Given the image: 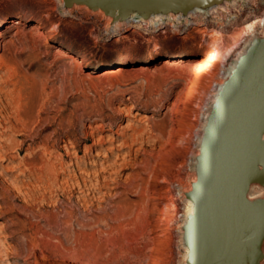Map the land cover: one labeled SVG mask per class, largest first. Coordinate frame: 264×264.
Here are the masks:
<instances>
[{
    "label": "rangeland",
    "instance_id": "1",
    "mask_svg": "<svg viewBox=\"0 0 264 264\" xmlns=\"http://www.w3.org/2000/svg\"><path fill=\"white\" fill-rule=\"evenodd\" d=\"M247 8L248 21L219 29L220 46L263 19L264 0ZM214 16L107 30L103 15L65 12L60 0H0V264H160L170 233L164 262L181 264L171 228L188 188L175 196L171 181L178 169L190 186L211 85L226 69L202 80L184 129L195 100L172 106L193 69L164 62L206 52ZM154 41L157 54L146 48Z\"/></svg>",
    "mask_w": 264,
    "mask_h": 264
},
{
    "label": "water",
    "instance_id": "2",
    "mask_svg": "<svg viewBox=\"0 0 264 264\" xmlns=\"http://www.w3.org/2000/svg\"><path fill=\"white\" fill-rule=\"evenodd\" d=\"M235 0H60L99 13L107 30L133 19L182 21L197 9ZM191 212L180 228L187 264H264V36L234 59L218 87L197 145ZM262 192L251 195L252 189Z\"/></svg>",
    "mask_w": 264,
    "mask_h": 264
},
{
    "label": "bare ground",
    "instance_id": "3",
    "mask_svg": "<svg viewBox=\"0 0 264 264\" xmlns=\"http://www.w3.org/2000/svg\"><path fill=\"white\" fill-rule=\"evenodd\" d=\"M254 1L255 0H235L231 3H225L224 5H222L220 7H215V8L209 9V10L197 9L194 12H191L187 17L184 18V21L182 23L183 26L193 27L195 25L202 24L206 20L205 17H207L208 15H215L216 16V17L214 16L216 26L211 29V32L207 36V37L211 38L212 40H211L210 44L208 45L206 52H204V53L202 52V54H199V56H197L196 58H182V57L174 58V59L170 58L169 60H166L164 62V64L167 65V67H170V68L174 67L176 70H182L184 68L193 69V72L191 73L189 81L187 82V85H186V94L183 97H180L177 100V102H175L172 106V111L174 113H177L179 110L180 103L184 100V98L187 95H191L192 98L195 100V102L193 104L194 109L192 111L191 116L184 123V126H183L184 129H186L188 127V125L193 120H195V118L197 117L198 100H197L196 92L198 90L199 85L202 83V80H204V82H206L209 79H211L213 77V75L216 74L215 69H220V70L226 69V74L225 75L223 74L221 76L220 80H218V81L216 80V81L212 82V85H211L212 90H213V94H212V98H211V102H212L216 96L218 87L226 79L229 71L233 67L234 58L237 57V55L241 54L246 49V47L248 46V44L250 43V41L253 38H255L257 36H260V37L264 36V17H263V19H260V21L256 25L250 26L246 30L244 35L239 39V41L233 42L230 46L222 47L219 45V43H218L219 41H217V36L219 38V34H220L219 29H224L226 27L230 28L231 26H233L235 24V22L238 20V18L240 17L241 11L245 10V8H247L248 5L254 3ZM246 14H248V13H246ZM241 16H243V15H241ZM243 17H245V18H243V22L249 20V17L247 15L244 14ZM17 19H24V16L18 15ZM131 21L132 22H139L141 20L133 19ZM9 22L11 24L6 25L5 31H7L8 29L11 30V27H13V25L18 23L16 20H11ZM160 24L161 23L154 24V26L158 27ZM30 29H31V31L32 30L38 31L40 29V26L38 24L33 23V24H31ZM19 38H21V37H19ZM49 38L50 37L48 36L47 39H49ZM146 48L150 49L155 54H157L158 52H160V50L162 48V44L160 42L154 41V42H151ZM63 53H67V52L63 51ZM127 60H128L127 56L122 55L119 63H123ZM78 63H81V62H78ZM220 70H217V71H220ZM205 75H208V77H205ZM207 111H209V109ZM168 125H169L167 127L168 133H167L165 140H168L171 138V131L173 130V119H170V123ZM176 153H177V151H176ZM193 180H194V178H193ZM171 187H173L175 196H180L181 187L190 189L189 185H187V184L182 185L181 184L180 173L178 172V169L175 170V173L173 175V178L171 181ZM261 192L262 191L260 189L253 188L251 195L253 196L256 194H260ZM191 210H192L191 209V203L189 201H187V202L185 201L180 217L182 218V216H184L183 217V220H184L185 217L191 212ZM183 220H182V224H183ZM180 224H181V220L176 219L173 227L171 228V231L173 232V231L180 230V228H181ZM171 239H172V235L170 233L169 236L164 241V245L162 248L163 253L160 256V259L162 262L160 264H165L164 260L167 257L166 249L169 248L171 241H172ZM183 250L184 251L181 254V262L180 263L181 264H187L185 262L186 250L185 249H183ZM144 262H145V260L140 262V264H144ZM23 264H37V263L35 262V260L30 261L29 259H24Z\"/></svg>",
    "mask_w": 264,
    "mask_h": 264
}]
</instances>
